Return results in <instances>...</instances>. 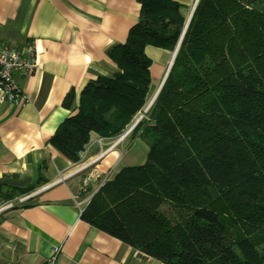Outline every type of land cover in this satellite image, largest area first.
<instances>
[{
    "label": "trees",
    "instance_id": "1",
    "mask_svg": "<svg viewBox=\"0 0 264 264\" xmlns=\"http://www.w3.org/2000/svg\"><path fill=\"white\" fill-rule=\"evenodd\" d=\"M138 2L137 22L108 52L117 70L86 83L75 113L48 140L72 163L93 135L116 137L145 107L146 46L172 52L179 41V3ZM74 95H65L64 108ZM130 136L144 142L145 160L107 179L82 211L84 221L164 264H264V0L197 1Z\"/></svg>",
    "mask_w": 264,
    "mask_h": 264
},
{
    "label": "crops",
    "instance_id": "2",
    "mask_svg": "<svg viewBox=\"0 0 264 264\" xmlns=\"http://www.w3.org/2000/svg\"><path fill=\"white\" fill-rule=\"evenodd\" d=\"M173 1L186 19L196 0ZM139 11L138 0H0V41L20 49L32 44L38 62L33 74H14L28 101H0V209L10 204L0 212V264H46L55 245L61 246L58 264H164L81 218L90 200L87 186L109 161L120 163L117 150H106L103 157L109 155L93 168L60 181L75 163L48 143L61 121L75 113L86 83L117 70L108 52L124 42ZM145 52L151 59L150 89H157L172 52L153 46ZM71 89L75 95L67 109L62 101ZM103 139L93 135L83 156L91 161L105 152ZM30 186L27 195L2 196ZM39 190L21 207L31 197L23 198Z\"/></svg>",
    "mask_w": 264,
    "mask_h": 264
},
{
    "label": "built area",
    "instance_id": "3",
    "mask_svg": "<svg viewBox=\"0 0 264 264\" xmlns=\"http://www.w3.org/2000/svg\"><path fill=\"white\" fill-rule=\"evenodd\" d=\"M37 67L38 62L32 44L20 49L0 41V101L15 105L25 104L28 96L18 86L14 74L30 75L36 71ZM60 252L61 246H52L46 264H58L57 258Z\"/></svg>",
    "mask_w": 264,
    "mask_h": 264
},
{
    "label": "rangeland",
    "instance_id": "4",
    "mask_svg": "<svg viewBox=\"0 0 264 264\" xmlns=\"http://www.w3.org/2000/svg\"><path fill=\"white\" fill-rule=\"evenodd\" d=\"M155 90L157 91V89H155V87H152L150 89V95L148 96L146 104L148 103V101L152 97ZM144 109H145V107L143 108V110L141 112L136 114V116L134 117V120L141 115L143 116V114L145 113ZM130 125L127 127V129L130 127ZM125 131L122 132L121 134L117 135L116 137L103 139L104 141H103L102 146L104 148V151L115 148V151L117 150L116 154L118 156L120 155V157L122 159L120 160V163L118 161H115V160L109 161L110 163L109 162H108L109 164L107 163L108 167L106 168V171L101 172L100 176L96 177L94 179V181L91 183V185L87 186L88 189H87V191L84 192V195L86 197H87V195H89L88 196L89 199L95 193V192L94 193H90V192H92L93 190L97 191V189L105 182L107 176L112 177L114 175V173L118 170V168L121 164H132V163L140 164L145 160V155L147 153V147L145 146L144 142L137 136L131 137L130 136L131 131L129 133H127L125 136H123ZM108 155H109V153L104 157L102 156L103 157L102 159L106 158ZM102 159H100L98 161H101ZM89 161H90V158H87L85 156V154H84V156L82 154L81 160L78 163H75V165L73 166V169L74 170L79 169L80 167H82L83 165L88 163ZM98 161H97V163H98ZM94 165L95 164H93L92 166H89L88 168L82 170L80 173H78V175L81 173H84L85 171H87L91 168H93ZM106 172H108V173L106 174ZM84 176L85 175H82L81 177H84Z\"/></svg>",
    "mask_w": 264,
    "mask_h": 264
},
{
    "label": "water",
    "instance_id": "5",
    "mask_svg": "<svg viewBox=\"0 0 264 264\" xmlns=\"http://www.w3.org/2000/svg\"><path fill=\"white\" fill-rule=\"evenodd\" d=\"M197 1H198V0L195 1L193 7L191 8V11H190L189 15H188L187 18L185 19L184 26H183L182 33H181V35H180L179 41H178V43L176 44L175 49L172 51V58H171V61H170L169 65H168V69H167V71H166V73H165V77H166V75H167V72H168L170 66H171L172 63H173V59H174V57H175V54H176V52H177V50H178V47H179L181 41H182L183 35H184V33H185L186 29H187V26H188V24H189V21H190V19H191V16H192V13H193V11H194V8H195V5H196ZM165 77H164V79H165ZM164 79H163L162 83L160 84V86L157 88V91L155 92V94H154L153 98L151 99V101L149 102V104L146 105V107H145V109H144V112H147V110L150 108L151 104H152L153 101L155 100V98H156V96H157V94H158V92H159V90H160V88H161V86H162V84H163V82H164ZM141 118H142V115L139 116L138 118H136V119L133 121V123L130 125V127L125 131V133L123 134V136H125L127 133H129V132H130V131H131V130L137 125V123L140 121ZM123 136H122V137H123ZM109 150H110V149H109ZM109 150H107V151H109ZM107 151H105V152L99 154L97 157H95L93 160L89 161L88 163H86L85 165H83L82 167H80L79 169L74 170L73 172H71V173H70L69 175H67L66 177H63L62 179H60V181L65 180L67 177H70V176H73V175H77V174L80 173L82 170L88 168L90 165H92L94 162H96L98 159H100L105 153H107ZM39 192H40V190H39V191H36V192H34V193H32V194H30V195H28V196H26L25 198H23V200H25V199H27V198H29V197L35 196V195H37ZM8 207H10V206L2 207V208L0 209V212L3 211L4 209L8 208Z\"/></svg>",
    "mask_w": 264,
    "mask_h": 264
},
{
    "label": "bare ground",
    "instance_id": "6",
    "mask_svg": "<svg viewBox=\"0 0 264 264\" xmlns=\"http://www.w3.org/2000/svg\"><path fill=\"white\" fill-rule=\"evenodd\" d=\"M155 92H156V90L154 91V93H153V95H152V97L150 98V100L148 101V103L147 104H149V102L151 101V99L153 98V96H154V94H155ZM146 104V105H147ZM146 107V106H145ZM121 139V138H120Z\"/></svg>",
    "mask_w": 264,
    "mask_h": 264
}]
</instances>
